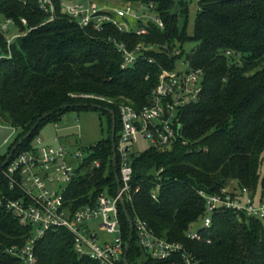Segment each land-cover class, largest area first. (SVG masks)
<instances>
[{
    "label": "trees",
    "instance_id": "1",
    "mask_svg": "<svg viewBox=\"0 0 264 264\" xmlns=\"http://www.w3.org/2000/svg\"><path fill=\"white\" fill-rule=\"evenodd\" d=\"M138 1L156 5L163 30L152 25L147 35L136 36L107 27L98 33L80 29L62 17L47 23L36 0H0V20L12 22L23 34L7 50L0 33V126L19 132L0 156V166L42 116L49 115L12 158L32 150L36 133L45 123H57L71 110H94L83 106L86 104L114 112L117 143V105L128 103L137 110L146 106L160 70L173 71L179 57L175 43L194 40L197 45L187 56V71L201 72V91L195 101L177 111L180 130L175 142L161 148L149 146L133 159L132 197L126 199L125 207L134 222L142 220L156 237L182 245L196 264H264V225L245 214L222 208L209 228L198 229L203 240L187 238L191 226L206 211L200 192L219 194L229 186L231 191L247 189L254 197L260 186L264 197V0H197L192 38L178 30L172 0ZM110 37L126 43L130 50L139 43L158 49L145 52L133 66L122 70L121 55ZM72 95H92L114 104ZM104 114L108 136L87 151L88 164L98 161L100 167L88 165L65 194L73 210L94 207L104 191L111 197L117 193L111 162V116ZM3 169L0 264H22L18 254L32 230L6 209V202L20 194L10 189ZM118 220L125 248L129 227L120 204ZM136 243L139 246L133 233L128 264H155L149 258L137 260L142 252L147 255ZM33 251L37 264H99L75 253L73 236L65 229L47 231Z\"/></svg>",
    "mask_w": 264,
    "mask_h": 264
},
{
    "label": "built area",
    "instance_id": "2",
    "mask_svg": "<svg viewBox=\"0 0 264 264\" xmlns=\"http://www.w3.org/2000/svg\"><path fill=\"white\" fill-rule=\"evenodd\" d=\"M39 10L47 17V23L58 17L67 19L80 29L101 33L107 27L129 35L144 36L149 27L154 25L163 30L164 24L156 11V5L149 1L138 0H36ZM10 22V21H8ZM23 24H26L23 21ZM8 32L6 25L0 24V33ZM22 33L5 38L7 50L13 40ZM121 55V69L133 66L145 52L158 49V46L139 43L133 50L124 42L109 38ZM2 51L0 48V58ZM10 58V54L6 55ZM152 63L151 60L148 61ZM200 71L175 73L162 69L157 83L151 92L149 102L137 110L131 104L120 103L118 120L120 131L116 145V162L119 160L120 192L111 197L107 192L100 193L94 207L72 209L65 200V194L71 184L90 168L98 169L100 164L94 161L88 164L86 147L81 151L69 150L61 139L51 142L35 140L36 147L31 151L11 158L3 169V175L11 190H17L20 197L6 202V209L20 221L30 227L32 236L19 252L22 264H37L34 245L49 230L65 229L74 239V251L80 257H86L99 264H123L124 246L118 220L119 198L131 201L132 197V162L139 155L134 149L137 138L142 136L149 146L166 147L172 145L180 130L177 111L190 101H195L201 91L198 79ZM146 80L148 77L145 78ZM72 98L86 101H101L114 104L109 100L92 95H72ZM134 192H138L135 188ZM206 200V211L202 217L205 228L212 225L214 214L224 208L235 213L260 221L264 225V197L258 204L247 189L231 191L221 189L219 194L199 193ZM134 222V221H133ZM110 235H115L113 242L99 243L97 232L93 228ZM134 233L141 249L155 264H196L195 259L180 244L169 243L155 236L148 224L137 219ZM33 233L37 235L34 236ZM187 238L201 241L205 237L200 230L191 231ZM14 254V253H12Z\"/></svg>",
    "mask_w": 264,
    "mask_h": 264
},
{
    "label": "rangeland",
    "instance_id": "3",
    "mask_svg": "<svg viewBox=\"0 0 264 264\" xmlns=\"http://www.w3.org/2000/svg\"><path fill=\"white\" fill-rule=\"evenodd\" d=\"M183 10V13H181ZM172 11L177 14V27L180 32L184 31L189 37L194 36L195 22L198 13L197 0H172ZM185 11V13H184ZM0 24L8 27V32L2 34L4 38H11L18 35V29L12 22L0 20ZM197 42L185 41L175 43V54L179 56L174 61L173 71L175 73H185L189 70V64L187 62V56L195 49ZM198 88L201 85L200 78L197 82ZM108 118L107 115L98 110H71L66 112L63 117L57 122L45 123L36 133V138L42 139L44 142H51L54 139H61L69 150L81 151L89 146H96L98 143L104 141L108 136ZM19 132L14 130V134L9 140L0 147V156L4 155L9 146L14 142ZM119 134V132H118ZM33 147L36 144L33 143ZM134 149L139 153L148 149L149 143L142 136L137 138V142L133 145ZM225 189L230 190L229 186ZM262 188L258 186L254 195V203L258 204L261 199ZM203 226L201 220L191 226V229L196 231ZM95 232L99 237V243L103 241L113 242L116 239L115 235H110L105 232L97 230V224H93ZM36 236V233H33ZM137 246V243H136ZM139 247V246H137ZM148 257L144 256L143 252L137 257L138 261H142Z\"/></svg>",
    "mask_w": 264,
    "mask_h": 264
},
{
    "label": "water",
    "instance_id": "4",
    "mask_svg": "<svg viewBox=\"0 0 264 264\" xmlns=\"http://www.w3.org/2000/svg\"><path fill=\"white\" fill-rule=\"evenodd\" d=\"M84 107H91L94 110H98V111H102L104 113H108L111 116V151H112V158H111V162H112V166L114 168V173H115V179H116V184H117V193L119 194L120 192V181H119V177L116 174V145H115V115L114 112L108 109H104L99 105H83ZM70 107L73 106H64V109H68ZM76 107H80V106H76ZM49 115H44L42 116L38 122H36L33 127L29 130V132L27 134H25V136H23L16 144L15 146L12 147L11 151L9 152V154L7 155L5 161L3 162V164L0 166V170L5 168L6 165L8 164V162L10 161V159L13 157L14 153L16 152L17 148L20 147L31 135L32 133L37 129V127L39 126L40 122H42L43 120H45ZM14 134V129L10 128V127H2L0 126V147H2L8 140L9 138ZM119 204L122 208V211L124 213V216L126 218L128 227H129V238L128 241L126 242L125 248H124V254H123V264H128L127 262V257H128V252L130 249V245L133 239V233H134V224H133V220L130 217V215L128 214L126 207H125V203H124V198L122 196H120L119 198Z\"/></svg>",
    "mask_w": 264,
    "mask_h": 264
}]
</instances>
